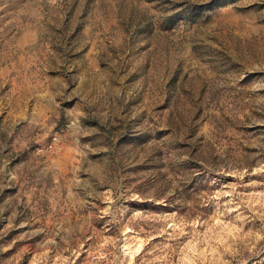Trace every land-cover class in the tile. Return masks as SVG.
Here are the masks:
<instances>
[{"label": "rangeland", "instance_id": "1", "mask_svg": "<svg viewBox=\"0 0 264 264\" xmlns=\"http://www.w3.org/2000/svg\"><path fill=\"white\" fill-rule=\"evenodd\" d=\"M0 264H264V0H0Z\"/></svg>", "mask_w": 264, "mask_h": 264}, {"label": "built area", "instance_id": "2", "mask_svg": "<svg viewBox=\"0 0 264 264\" xmlns=\"http://www.w3.org/2000/svg\"><path fill=\"white\" fill-rule=\"evenodd\" d=\"M54 140H56V137H53Z\"/></svg>", "mask_w": 264, "mask_h": 264}]
</instances>
